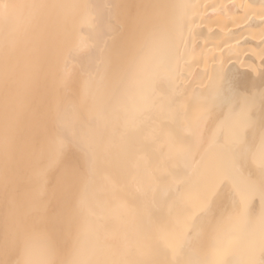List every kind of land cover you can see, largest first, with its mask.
Instances as JSON below:
<instances>
[{"label": "bare ground", "instance_id": "obj_1", "mask_svg": "<svg viewBox=\"0 0 264 264\" xmlns=\"http://www.w3.org/2000/svg\"><path fill=\"white\" fill-rule=\"evenodd\" d=\"M2 2L0 264L258 259L259 194L204 164L259 182L264 0Z\"/></svg>", "mask_w": 264, "mask_h": 264}, {"label": "snow or ice", "instance_id": "obj_2", "mask_svg": "<svg viewBox=\"0 0 264 264\" xmlns=\"http://www.w3.org/2000/svg\"><path fill=\"white\" fill-rule=\"evenodd\" d=\"M8 8L9 5L0 0V13L6 14ZM63 147V143L59 140H53L48 145L49 150L54 153L62 152ZM228 151L230 153V161L226 167L217 166L209 160L204 164V173L213 176L219 184L230 187L233 194L239 196L241 204L247 205L248 200L258 193L261 204L264 206V150L261 152L257 165L260 171L258 183L251 179V173L249 174V179L244 180L241 178V169L245 163L243 150L237 145H233L228 148ZM259 219L261 224L264 225V209H262ZM14 241L16 245H22L24 252L27 253L34 243V232L32 230H17L14 234ZM44 244L50 256L57 255V250L52 248L46 240H44ZM17 264H36V262L22 261L17 262ZM42 264H80V262L73 259L70 254H66L63 259H49L43 261ZM141 264H159V262L146 258L141 261ZM186 264H211V262L203 259H194L187 261ZM248 264H264V228H262L260 235L259 258L249 261Z\"/></svg>", "mask_w": 264, "mask_h": 264}]
</instances>
